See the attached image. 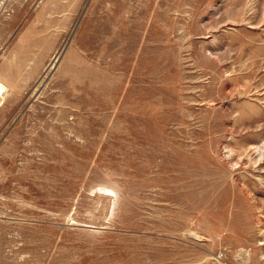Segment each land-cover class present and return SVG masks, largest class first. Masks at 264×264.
<instances>
[{"label":"rangeland","instance_id":"1","mask_svg":"<svg viewBox=\"0 0 264 264\" xmlns=\"http://www.w3.org/2000/svg\"><path fill=\"white\" fill-rule=\"evenodd\" d=\"M0 264H264V0H0Z\"/></svg>","mask_w":264,"mask_h":264}]
</instances>
